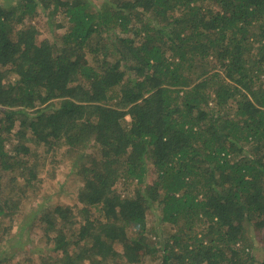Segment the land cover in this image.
Returning a JSON list of instances; mask_svg holds the SVG:
<instances>
[{"label": "trees", "instance_id": "1", "mask_svg": "<svg viewBox=\"0 0 264 264\" xmlns=\"http://www.w3.org/2000/svg\"><path fill=\"white\" fill-rule=\"evenodd\" d=\"M148 261L264 264V0H0V264Z\"/></svg>", "mask_w": 264, "mask_h": 264}, {"label": "rangeland", "instance_id": "2", "mask_svg": "<svg viewBox=\"0 0 264 264\" xmlns=\"http://www.w3.org/2000/svg\"><path fill=\"white\" fill-rule=\"evenodd\" d=\"M37 20H34V23ZM43 22V20L41 21ZM61 21H59L54 27L53 30L56 33H60L64 31V28H62ZM47 28H45L43 25H40V33L43 36H49V33L47 32ZM45 151V148L38 149V153L43 156ZM44 158V156H43ZM44 161V166L43 165ZM71 161V160H70ZM69 161L68 156H66L64 153H57L55 156L52 154L48 158H44V160H38L36 161V164L39 166L41 171V194L38 203H43L44 200H49L51 204H54L56 202L66 203V204H73L76 201V196H74V193L76 192V178H75V172L76 170L73 169L71 166L72 162ZM36 205L35 202H33V206ZM32 205L26 206V209H31L33 207ZM23 225L21 226L19 223L14 224V229L12 230V235L10 236V241L8 243L11 245H14L15 248L13 251H17L19 248H26L23 243L27 242V236L33 237L35 235V230L38 231L40 234L42 232L41 229L38 227H35L31 225V222L27 216H24L21 218ZM22 229V231L25 233V238L19 240V230ZM22 244V245H20ZM28 247V246H27ZM121 247L119 246L118 249ZM256 256L258 260H261L263 257V252L260 253L259 248L255 250ZM22 259V255H18V258ZM16 258L14 260L17 261ZM144 264H158L157 262L148 261Z\"/></svg>", "mask_w": 264, "mask_h": 264}]
</instances>
